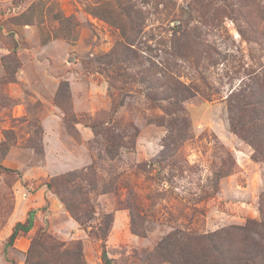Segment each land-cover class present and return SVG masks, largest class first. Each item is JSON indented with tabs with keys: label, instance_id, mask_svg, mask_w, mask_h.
I'll list each match as a JSON object with an SVG mask.
<instances>
[{
	"label": "rangeland",
	"instance_id": "1",
	"mask_svg": "<svg viewBox=\"0 0 264 264\" xmlns=\"http://www.w3.org/2000/svg\"><path fill=\"white\" fill-rule=\"evenodd\" d=\"M263 97L264 0H0V264L264 252Z\"/></svg>",
	"mask_w": 264,
	"mask_h": 264
},
{
	"label": "trees",
	"instance_id": "2",
	"mask_svg": "<svg viewBox=\"0 0 264 264\" xmlns=\"http://www.w3.org/2000/svg\"><path fill=\"white\" fill-rule=\"evenodd\" d=\"M133 10V9H131ZM137 15L136 20H134V22L136 23V26L138 27V30L140 32H142L143 28H142V23H144V19H143V13L141 11H137V10H133ZM129 15L131 14V12H128ZM93 14L97 15L99 17H103V19L105 21H109L108 18L104 15H102L101 13V9L98 10H93ZM147 13L145 12V26L146 23L148 21V18L146 17ZM139 18V20H137ZM132 30L134 31L135 28H132ZM177 30V31H176ZM123 36L128 40L130 39L129 35L126 34L125 30H122ZM189 36V34L185 31V30H181V27H178V29H175V38L172 39V45L174 46V42L177 38H180L181 40L187 39V37ZM176 53H178V49L175 50ZM174 97L177 98L178 94H173ZM186 97V96H183ZM186 99V98H184ZM256 105H258L259 109L255 112H253L254 114V122H256L254 124V128H252L251 130H249V132L247 133V136L245 137L246 140H248L255 149V154L260 157L263 161H264V97L257 100ZM74 174L70 175L69 177H65V180H67V178H71ZM71 181V180H67L65 181L66 184ZM73 193V192H72ZM62 201L64 202V204L66 205V207L68 208V210L71 212V214L76 218V220L80 223H85L86 221H84L82 219L81 216L76 215V210L78 209V205L76 204L75 200L70 201L68 198L63 197L62 196ZM32 225L31 220L28 221V224H17L14 228V231L10 237V241L9 244L12 245L15 241V239L18 237L19 233L21 231L23 232H27L30 230ZM109 226V225H108ZM264 227V224H263ZM216 248V246H214ZM228 254H230V251L228 252ZM206 257V256H205ZM236 260L240 263V264H264V252L262 250H257L255 248H252L251 245H246L245 248L239 253L238 258H236Z\"/></svg>",
	"mask_w": 264,
	"mask_h": 264
},
{
	"label": "water",
	"instance_id": "3",
	"mask_svg": "<svg viewBox=\"0 0 264 264\" xmlns=\"http://www.w3.org/2000/svg\"><path fill=\"white\" fill-rule=\"evenodd\" d=\"M30 220H31V222L33 221V215L32 214L30 215Z\"/></svg>",
	"mask_w": 264,
	"mask_h": 264
}]
</instances>
